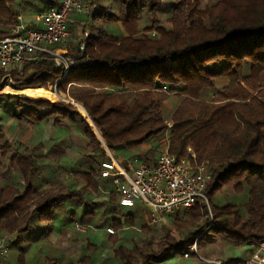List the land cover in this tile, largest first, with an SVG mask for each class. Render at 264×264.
<instances>
[{
    "label": "trees",
    "instance_id": "trees-1",
    "mask_svg": "<svg viewBox=\"0 0 264 264\" xmlns=\"http://www.w3.org/2000/svg\"><path fill=\"white\" fill-rule=\"evenodd\" d=\"M16 1L0 0V37L18 14L13 11ZM89 1L95 9L86 15L83 31L90 30L83 51V40L54 46L78 67L64 74L63 65L42 54L36 62L0 69V83L9 77L17 88L53 85L67 98L0 92V109L17 123L75 126L91 149L73 172L82 181L79 187L56 184L40 189L35 159L18 151L9 156L8 166L21 178L17 185L0 184V234L11 235L9 248L17 254L12 264H25L27 244L35 245L33 252L40 250L56 227L94 219L102 202L92 201L90 193H99L101 186L109 188L105 202L113 214H104L102 224L120 229L123 221L116 208L140 206L118 204L110 175L101 166L108 159L106 149L137 150L146 163H153L146 157L153 148H143L167 129L165 119L171 122L169 151L192 161L187 151L191 148L195 162L208 166L207 203L198 200L189 209L165 215L168 226L158 241L149 236L128 247L107 233L114 244L110 264H158L173 256L194 255L193 244L203 249L219 240L240 248L263 243L264 0H114L120 5L119 15L105 0ZM156 12L164 14L167 27ZM145 15L150 24L141 26ZM112 24L120 25V35L108 30ZM170 96L178 101L167 114L163 104ZM10 147L0 115L3 159ZM225 188L236 198L218 204L217 196ZM124 220L132 224V214ZM140 230L148 234L150 228L144 223ZM94 248V243H84V250ZM44 259L47 264L56 261L49 255ZM69 264L92 261L87 254Z\"/></svg>",
    "mask_w": 264,
    "mask_h": 264
},
{
    "label": "rangeland",
    "instance_id": "rangeland-1",
    "mask_svg": "<svg viewBox=\"0 0 264 264\" xmlns=\"http://www.w3.org/2000/svg\"><path fill=\"white\" fill-rule=\"evenodd\" d=\"M50 1L58 2V0H17L18 5L13 11L15 13H22L25 17H35L43 12L47 7H52L53 4ZM89 4L90 1L86 0ZM105 4H111L112 10L116 15L120 14V5L114 0H105ZM91 5V4H90ZM93 7V11L95 6ZM17 11V12H16ZM157 17L160 19L163 26L168 25L164 22V14L156 12ZM86 15L74 16L69 24L70 37L68 43L77 45L83 36L84 22ZM141 26L149 25L150 20L145 15L141 18ZM6 32L10 29L9 26L3 28ZM87 32L90 29L86 28ZM108 30L113 34L120 35L122 33L119 24H112ZM60 51V49H58ZM164 90V89H163ZM0 92L22 93L31 97H43L50 100L55 98L65 99L66 97L59 95L53 85L47 87L31 86L21 87L13 85L9 77L3 78L0 83ZM60 97V98H59ZM207 99L211 97L210 92L206 94ZM178 99L175 96L168 97L163 104L164 111L168 114L177 105ZM1 124L5 138L11 144L10 152L3 159L0 156V184L11 183L17 185L20 183L21 178L18 173L8 166L7 160L9 156L18 151L23 155L32 156L37 163L36 178L38 177L36 184L41 188H48L56 184H62L68 187H79L82 181L76 179L73 176V172L84 163V155L91 152L85 138L82 136L79 129L75 126L68 124H51L41 123L38 125H31L26 122L17 123L10 117V114L4 109H0ZM165 125L167 129L159 135L156 139L148 143L143 150L153 148V152L147 154L146 157L150 161L155 160L158 154L166 149L165 144L169 142V136L167 130H170L171 122L165 119ZM165 142V144L163 143ZM157 146L156 148L154 146ZM169 153V146H166ZM190 149V150H188ZM109 151V150H108ZM187 151L192 157V161L195 159V153L191 148H187ZM110 152V151H109ZM106 153L107 149H106ZM118 158H130L136 155L139 158L143 157L142 152L137 150L123 151V152H110ZM172 154V153H171ZM109 188L100 187L98 192H91L90 197L92 201L97 203L102 202V206L96 210V217L88 223H79L78 221L72 222L67 225L56 227L53 232L42 243V248L33 252L34 244H27L24 250V256L19 255L25 261V264H33L34 261L44 260L43 264H47L44 259L45 255L53 256L56 258L55 264H69L75 261L76 258L83 255H90L92 264H110V258L114 249V244L108 239L106 228L111 227L108 223L102 224L104 214L107 216L113 215L107 212L108 204L106 201ZM115 193V192H114ZM116 195V194H115ZM236 198L230 189L225 188L218 196L217 203L223 204L228 200ZM119 212V219L123 221V225L120 229L114 230L113 235L118 239V242L122 245L130 247L133 242L144 243L145 238L151 236L154 241H158L162 238L163 230L167 229L168 219L165 224L164 219L157 226L149 225V216L145 208H116ZM132 214V224L127 223L124 220L126 214ZM74 223H78L85 227L84 231H77L74 228ZM147 224L150 228L148 234L143 233L140 230L142 224ZM6 235V234H0ZM176 236V234L172 233ZM94 243L95 248L93 250H84V243ZM26 245L24 241L22 243ZM252 250L251 246L244 248L236 247L233 244L226 241H216L209 243L203 249H197V254L203 259L208 260H221L225 262L229 258H236L231 264L238 263L245 259L246 255ZM16 252L10 249V256L8 264L14 263ZM239 259V260H238ZM22 260V261H23ZM158 264H207L203 262L196 255L185 256H173L164 262ZM209 264V263H208ZM212 264V263H211Z\"/></svg>",
    "mask_w": 264,
    "mask_h": 264
},
{
    "label": "built area",
    "instance_id": "built-area-1",
    "mask_svg": "<svg viewBox=\"0 0 264 264\" xmlns=\"http://www.w3.org/2000/svg\"><path fill=\"white\" fill-rule=\"evenodd\" d=\"M91 12L93 7L86 0H58L57 6L47 7L36 16V26L29 25L22 13L16 14L7 34L0 37V69L36 62L42 54L53 56L56 65H63L64 74L78 67L77 61L64 57L54 46L67 43L70 37L69 24L74 16ZM87 36L88 32L84 31L81 38L83 42L79 46L81 51ZM82 62L87 63L86 59H82ZM166 146H169V142L153 163H146L137 156L118 158L108 150V159L101 162L104 171L110 175L118 204L121 207L138 205L145 208L149 223L155 226L161 223L165 215L189 209L198 200L207 203L204 190L211 179L206 164L189 161L185 157L178 158L169 153ZM74 227L78 231L85 230L78 223H74ZM106 230L114 233L112 227ZM10 240V234L0 235V264L9 262ZM191 249L196 257L207 264H225L221 260L203 259L197 254L195 244ZM235 264H264V242L252 246L245 259Z\"/></svg>",
    "mask_w": 264,
    "mask_h": 264
},
{
    "label": "crops",
    "instance_id": "crops-1",
    "mask_svg": "<svg viewBox=\"0 0 264 264\" xmlns=\"http://www.w3.org/2000/svg\"><path fill=\"white\" fill-rule=\"evenodd\" d=\"M26 18V22H28L29 25H32V26H36V16L35 17H25ZM5 31V30H3Z\"/></svg>",
    "mask_w": 264,
    "mask_h": 264
}]
</instances>
